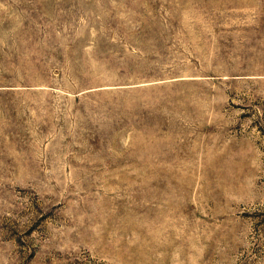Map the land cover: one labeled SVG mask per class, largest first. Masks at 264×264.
Wrapping results in <instances>:
<instances>
[{"label":"rangeland","instance_id":"obj_1","mask_svg":"<svg viewBox=\"0 0 264 264\" xmlns=\"http://www.w3.org/2000/svg\"><path fill=\"white\" fill-rule=\"evenodd\" d=\"M0 264H264V0H0Z\"/></svg>","mask_w":264,"mask_h":264}]
</instances>
